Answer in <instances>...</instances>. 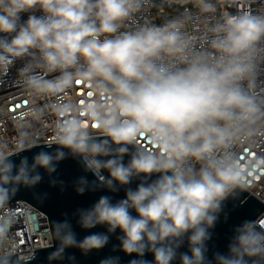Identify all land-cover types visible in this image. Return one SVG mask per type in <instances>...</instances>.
<instances>
[{
  "label": "clouds",
  "instance_id": "1",
  "mask_svg": "<svg viewBox=\"0 0 264 264\" xmlns=\"http://www.w3.org/2000/svg\"><path fill=\"white\" fill-rule=\"evenodd\" d=\"M151 3L0 0V79L15 70L32 98H54L29 114L58 117L47 145L57 147L31 160L11 159L37 147L29 132L21 131L15 152L0 141V264L34 259L31 250L21 259L14 230L19 214L11 202L21 187L40 184L43 173L62 186L53 174L69 155L94 177L77 178L78 194L124 188L125 196L101 195L77 209L76 222L88 233L82 238L70 219L54 222L58 245L49 260H63L69 248L84 255L102 250L119 230L113 250L131 257L128 264H213L207 242L223 202L246 191L264 169V155L252 156L264 138V4L219 16L196 37L185 30L189 12L159 24L137 22ZM197 4L201 14L216 8L215 0ZM77 85L90 95L68 100L64 94ZM244 148L247 159H241ZM133 181H139L135 188ZM24 220L34 227L30 215ZM98 226L106 231H91ZM213 260L264 264L260 218L235 226L227 252L214 253ZM99 264L121 260L110 255Z\"/></svg>",
  "mask_w": 264,
  "mask_h": 264
},
{
  "label": "built area",
  "instance_id": "2",
  "mask_svg": "<svg viewBox=\"0 0 264 264\" xmlns=\"http://www.w3.org/2000/svg\"><path fill=\"white\" fill-rule=\"evenodd\" d=\"M158 1L162 8L156 11L155 0H152L151 6L138 15L137 22L159 24L165 18L182 12H189L191 18L185 30L190 36L196 37H202L208 26L219 16L230 12L235 13L237 10H243L246 6L256 9L258 4H264V0H256L255 3L250 5L246 4L245 0H239L236 4L227 3L226 0H215L216 8L214 12L212 14H201L197 0H182L179 4L172 2V0ZM24 18H27L26 14ZM261 81V87L264 88V76L261 77ZM64 95L68 100H80L81 98H88L90 93L86 86L77 85ZM53 101L54 98H32L20 86L19 77L15 70L0 79V141H6L10 149L15 152L19 147L16 141L21 131H27L34 138L37 145L53 143L54 126L58 118L56 114L48 112L40 119H35L29 114V109L32 106H43ZM261 135L264 136V133ZM248 153L249 149L244 148L241 159L249 158ZM258 155H264V138L258 139L252 149V156ZM247 191L264 204V169L259 170L257 174L250 178ZM11 204L19 214V222L14 230L22 253L21 259H23V253L29 250L34 252L35 249L51 246L53 237L47 215L25 200H18ZM28 215L31 216L34 223V227L31 229L26 226L24 220V217ZM258 218H260V223L264 224V212Z\"/></svg>",
  "mask_w": 264,
  "mask_h": 264
},
{
  "label": "water",
  "instance_id": "3",
  "mask_svg": "<svg viewBox=\"0 0 264 264\" xmlns=\"http://www.w3.org/2000/svg\"><path fill=\"white\" fill-rule=\"evenodd\" d=\"M48 144H40L34 147L30 151H25L19 155L11 157L17 164L23 156H27L31 160L32 156L41 150H54L57 146L52 145L48 148ZM67 151V150H65ZM128 157H125L127 161ZM43 173V170L41 169ZM44 179L35 188L21 187L16 193L11 203H15L18 200H25L36 207L38 210L44 212L48 219L53 237V244L49 247L35 249V257L30 261V264H99L100 260L106 256L118 255L121 260V264H128L131 257L125 255L122 251L113 250V246L118 245L119 241L117 237L120 235L119 230L115 234L111 235L110 243L102 250L93 251L88 255H84L79 249L69 248L65 252V258L63 260H49V254L55 250L58 245V241L55 240L54 235V222L62 221L65 218L70 219L74 230L78 234L79 238L87 235L85 230H82L76 222L74 213L79 208H85L91 206L101 195H110L113 200H119L124 198L125 189L120 188L116 193L108 192L107 190L87 191L83 195L78 194L75 191L74 182L80 176L87 175L89 180L94 179L91 173H85L79 160L68 156L59 163L54 177L60 181H63V185L50 184L49 176L47 173H43ZM107 175V173H105ZM139 181H133L130 187L135 188ZM264 212V204L250 194L247 190L240 191L235 197H229L223 202L222 211L219 214V219L213 229H211V239L207 242L208 247V259L213 261V255L216 252L226 253L227 246L231 237L233 236V230L235 226L239 225L244 220H256ZM91 231L104 232L106 228L104 226H98ZM187 242L180 249V251H187ZM74 256L75 260L70 261L68 257ZM146 259L152 260L153 257L149 253L146 255ZM179 264V261L176 262Z\"/></svg>",
  "mask_w": 264,
  "mask_h": 264
},
{
  "label": "trees",
  "instance_id": "4",
  "mask_svg": "<svg viewBox=\"0 0 264 264\" xmlns=\"http://www.w3.org/2000/svg\"><path fill=\"white\" fill-rule=\"evenodd\" d=\"M155 8H156V11H159V9L162 8V5L159 3L158 0H155Z\"/></svg>",
  "mask_w": 264,
  "mask_h": 264
}]
</instances>
